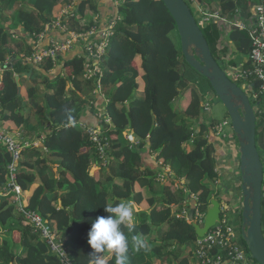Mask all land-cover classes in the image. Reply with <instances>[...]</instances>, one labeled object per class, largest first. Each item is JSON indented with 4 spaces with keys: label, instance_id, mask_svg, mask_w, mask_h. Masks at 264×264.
I'll list each match as a JSON object with an SVG mask.
<instances>
[{
    "label": "trees",
    "instance_id": "trees-1",
    "mask_svg": "<svg viewBox=\"0 0 264 264\" xmlns=\"http://www.w3.org/2000/svg\"><path fill=\"white\" fill-rule=\"evenodd\" d=\"M70 1L32 0V5H27L21 0L16 18L24 33L15 38L0 26V64L17 57L3 72L2 118L12 119L23 130L22 137L35 135L37 139L48 122L47 113L50 114L51 129L44 132L42 147L23 149L17 163V182L21 188L27 190L36 185L25 209L37 212L51 225L73 264H90V261L115 264L111 250L89 256L93 250L88 244V232L92 221L108 215L105 206L129 202L144 208L134 213V229L135 233L144 234L148 247L137 252L130 243L128 264H193L198 238L184 212L195 204L196 218L195 212L204 215L212 199L220 203L225 200L215 191L214 184L217 155L215 140L211 142V139L215 136V122L207 120L203 110L205 96L215 94L208 80L185 62L175 22L160 0H123L116 8L109 53L100 62L99 81L104 99L96 92L97 77L85 78L82 54L71 59L62 56L57 62L45 60L37 66L26 64L24 57L32 53L45 26L52 23L56 7ZM79 1L71 17L62 18L67 30L73 33L87 31L92 26L89 17L98 12V0ZM184 1L195 17V3L217 10L229 20L246 22L251 16V0ZM14 2L0 0L4 7ZM86 12L90 13L88 19ZM200 29L223 70L235 66L229 59L230 46L237 57L248 58L251 42L245 31L228 29L221 22L205 23ZM244 65L247 67L249 63ZM58 66L64 70V77L52 74ZM22 71L31 74L29 79H23L29 84L26 97L15 80ZM40 86L44 87L43 93ZM245 86L256 93L258 83L251 80ZM185 93H189V103L185 110H179L176 102ZM99 100L103 103L100 107ZM254 100L259 105L256 147L264 164V117L260 112L264 99ZM86 110L95 120L87 125L101 127V134L109 138L104 159H100L91 137L76 127L75 122H84ZM106 118L109 124L105 123ZM126 135L134 138L133 144ZM146 147L156 155L157 162H162L159 168L145 167ZM53 159L62 166L57 177L51 166ZM11 161L10 154L0 145V193L6 186V168ZM236 161L238 170L237 150ZM94 166L98 170L91 174ZM162 166L171 173L164 183L158 179ZM231 179L223 183L238 187L235 191L242 198L239 170ZM173 184L177 185L174 189ZM225 202L232 207L237 205L235 196ZM241 209L231 213L239 242L251 260L240 236ZM0 227L5 231L0 233V264H59L24 216L17 213L11 194L0 201ZM122 230L130 240L134 233H128L127 226H122ZM15 231L20 234L19 242H13ZM262 232L264 235V197ZM221 256L228 259L225 252Z\"/></svg>",
    "mask_w": 264,
    "mask_h": 264
},
{
    "label": "built area",
    "instance_id": "built-area-1",
    "mask_svg": "<svg viewBox=\"0 0 264 264\" xmlns=\"http://www.w3.org/2000/svg\"><path fill=\"white\" fill-rule=\"evenodd\" d=\"M71 1L72 4L65 7L59 14V17L49 24L51 27L58 29L61 33L67 34L68 37L64 41H55L43 48L39 47V42L37 41L32 53L27 57H24V62L31 66H37L45 60L57 62L59 57L71 52L78 46L81 50L80 54L85 57V78L90 79L97 77L98 83L99 79L102 77L100 62L103 57L109 53V46L114 33V20L117 19V17L115 15L116 18L108 23H101L100 19L95 15L93 16L94 19L92 20V26L87 31L81 33L70 32L67 30L68 26L63 23L62 18L71 17L73 0ZM122 1L123 0H117L119 3ZM252 1L253 6H251V16L246 22L242 19L229 20L226 17L221 16L217 10L212 11L202 5L199 6L196 3L193 4L195 5L197 14L195 18L200 26L209 22H221L228 29L234 27L239 31H245L248 34L251 42L249 56L246 58L243 65L235 68L230 66L231 68L229 67L230 69L227 71L228 77H230L233 82L242 81L248 83L249 81L254 80L258 83V88L256 93H252L253 98L257 99L258 97H262L264 99V0ZM8 63L5 62L3 65L0 64V90L2 88L4 68ZM247 63H249V65L246 67L244 64ZM96 92L97 95L104 99L100 81L97 85ZM209 107L208 96H205L203 110L207 112ZM260 112L262 113V111ZM105 123L109 124L110 120L106 118ZM75 124L76 127L82 129L91 137L92 142L97 145L100 159H104V150L109 146V138L101 134V127H90L83 122H75ZM224 127H230L229 120L222 125L220 124L219 129H223ZM125 138L131 144L135 141L132 136L126 135ZM38 140L42 143L44 138L40 136ZM35 144V140L30 141L18 138L7 131L3 123L2 107L0 104V145L10 154L12 159L11 163L6 168L7 183L3 191L0 193V196L6 197L10 194L12 195L17 213L24 216L25 221L39 235V238L46 243L50 252L56 256L59 264H73L67 249L63 242L59 240L56 231L52 229L51 225L48 224L37 212L25 209L23 202L24 190L17 182V163L21 157V151L25 148L34 147ZM217 176L220 175L217 173ZM158 179L162 180L163 178L160 175ZM214 184L215 186L219 184L218 179L215 180ZM237 195L238 192L235 191V203H237L236 206H233L235 208L229 206L225 200L222 201V203H220V221L216 223L203 238H198L195 241L194 255L196 261L200 264H244L249 262V258L239 242V235L234 224L235 219L231 213L235 209L239 210L242 208V198L238 196L237 199ZM184 214L187 220L189 211L184 212ZM204 215L195 212L196 218H194L193 215V219L194 221L196 219L199 220L198 222L201 224ZM195 222L197 223V221ZM223 252L226 253L228 259H222L221 255Z\"/></svg>",
    "mask_w": 264,
    "mask_h": 264
},
{
    "label": "water",
    "instance_id": "water-1",
    "mask_svg": "<svg viewBox=\"0 0 264 264\" xmlns=\"http://www.w3.org/2000/svg\"><path fill=\"white\" fill-rule=\"evenodd\" d=\"M160 1L175 22L185 62L208 80L215 96L227 112L231 130L237 140L242 197L240 236L250 259L256 264H264V235L262 232L264 164L256 147L257 117L246 93L249 87L242 88L233 82L226 71L215 61L198 21L184 0ZM251 6H253L252 0ZM14 58L17 57H12L9 65ZM29 75L30 72L26 74V76ZM15 80L18 83L19 78L16 77ZM194 210L195 204H192L188 220L192 223L197 238H203L220 221V202L215 199L211 200L201 224L193 222ZM244 264H249V262Z\"/></svg>",
    "mask_w": 264,
    "mask_h": 264
},
{
    "label": "crops",
    "instance_id": "crops-1",
    "mask_svg": "<svg viewBox=\"0 0 264 264\" xmlns=\"http://www.w3.org/2000/svg\"><path fill=\"white\" fill-rule=\"evenodd\" d=\"M31 1L32 0H25L27 5H32ZM20 2H21V0H16V2H14L11 6H6V7H4V4L0 3V26H3L5 29L9 30L10 33L13 34V37H15V38H18V36H20V34L24 33V28L21 26V24L19 22H17V18H16V11L20 7V4H21ZM116 2H117V0H98V2H97L98 12L95 15H97V17L100 19L101 22L108 23L109 21H111L113 19L114 15L116 13V8H117ZM70 4H72V1H70V3H68L67 5H63L61 7L57 6L56 7L57 9L55 11V15L53 16V21H55L59 17V14L61 13V11ZM78 4H79V0L78 1L73 0V7L71 9V12H74V10H76V8L78 7ZM89 15H90V13L86 12V19H88ZM93 19H94L93 16L89 17L90 21H92ZM17 34H18V36H17ZM67 37H68L67 34H63L58 29L48 25V26H45L44 32L38 37L37 41L39 42V47L43 48V47H47L52 42L64 41ZM230 48H231V51H230L231 54L229 56V59L230 60L232 59V62H234V65H235V66L231 65V67L235 68V67H238L240 65H243V63L246 61V58L245 57H237L235 50L231 46H230ZM80 53H81V50L77 46L74 49V51L72 50L71 52L63 55V57L65 56V57H69L71 59V58H73V55H75V54L79 55ZM60 67L61 66H58L55 69L54 73H52V74H54V75L60 74L62 77H64V70H62V68H60ZM24 72L22 71L21 74L17 75V77L19 78L18 84L21 87V89L23 90V91H21V93L23 94L24 97H26V91L25 90L29 87V84H28V82L24 81L23 79L24 78L29 79L31 74L29 76H26V74L29 72H25V73ZM39 89H40V93H43L44 87L40 86ZM184 97H185L184 99H182L183 97L181 98V103L179 102V104H178V102H176V105H177L179 110H185V108L187 107V105L189 103V97L187 96V94H185ZM100 101L101 100H99V102ZM101 102L98 103V105H97L98 107L102 106L103 103H101ZM29 103H31V102H29ZM180 104H181V106H180ZM262 110L264 113V108ZM86 112H87L86 116H85V118H83V121L85 122V124H87V122H95L94 118L89 117L90 116L89 111L86 110ZM49 115L50 114L47 113L46 119L48 122H46L44 127H43L44 132L50 131V129H51V125H50V121H49V118H50ZM2 119H3V123H4L5 128L7 129V131L10 134L14 135L15 137L22 138L25 140H30V141L35 140L36 144L34 145V147L35 148H41L42 147L43 142L41 143L38 140V138L34 139L35 135H33V137H30V138L22 137L23 130L21 128H17L15 126V124L13 123L12 119H10L8 116H6ZM34 122H36L35 118H34ZM44 132L40 135L43 138H44ZM214 140H215L214 146L216 148L215 153L217 155V160L219 161V162H217L216 167H220L222 170L224 168L225 164H222L221 160L226 158V154H227V156L228 155L233 156V154H231L232 152L229 150L228 147L225 146L226 142H222L216 135L214 136V138L211 139V142H213ZM147 148L148 147L144 148V150H143L144 151L143 161H144L145 167H149L151 169L159 168L160 164L162 162L161 161L157 162L155 159L156 155L151 154ZM51 166H52L53 172L55 173V176L56 177L59 176L60 175L59 169L62 167L60 161L53 159ZM63 166H64V163H63ZM93 168L97 172L98 168L96 166H94ZM215 171H216V175H217L218 172H217L216 168H215ZM161 174H162L161 176L163 178L162 180L167 179V176L169 177L171 175L169 168L166 166H162V173ZM220 177L221 176H218L217 178H219V180H220ZM162 180H160V181H162ZM164 181L162 183H164ZM219 185H221V182ZM219 185H217V186H219ZM176 186H177L176 184H173V185H171V188L174 189V188H176ZM35 188H36V185H33L29 189L24 190L23 202H24L25 206L27 205L28 199L30 198V196H31V194ZM224 191H226V189ZM230 191H231V195H229L228 198H230L231 196H234V194H235V190L232 189V187H231ZM226 192L229 193V190ZM0 198H1L0 200H3L4 197L0 196ZM223 198L226 199L224 193H223ZM132 207H133L134 213L138 212V210L141 211L144 209V208H139L136 205H134V206L132 205ZM2 232L5 233V231H3L2 228H0V233H2ZM13 234L15 237H17V238H15L16 240L20 237L19 232L15 231V232H13ZM194 262H195V259H193V264H194Z\"/></svg>",
    "mask_w": 264,
    "mask_h": 264
},
{
    "label": "clouds",
    "instance_id": "clouds-1",
    "mask_svg": "<svg viewBox=\"0 0 264 264\" xmlns=\"http://www.w3.org/2000/svg\"><path fill=\"white\" fill-rule=\"evenodd\" d=\"M104 211L108 213L107 216H99L91 223L88 244L93 251L89 256L96 257L98 253L111 250L115 264H128L130 243L137 252L148 247L144 234L135 233L133 207L129 202H121L115 206H105ZM122 226H127L128 233H134L130 240ZM90 264L93 262L90 261Z\"/></svg>",
    "mask_w": 264,
    "mask_h": 264
},
{
    "label": "rangeland",
    "instance_id": "rangeland-1",
    "mask_svg": "<svg viewBox=\"0 0 264 264\" xmlns=\"http://www.w3.org/2000/svg\"><path fill=\"white\" fill-rule=\"evenodd\" d=\"M122 3H123V1L121 3L116 2V7L120 6ZM191 12H193L192 9H191ZM101 23H103V22H101ZM235 53H236V51H235ZM229 56H230V54H229ZM225 71L227 72L228 69H226ZM227 75H228V72H227ZM235 83L238 84L242 88L245 86V83L242 82V81H236ZM246 93H247V96L250 98V103H251L252 107L255 109L256 113H258L259 109L257 108L256 102H255V100H254V98L252 96V93L249 90L246 91ZM185 94H187V96L189 97V93H185ZM185 94H184V96H185ZM184 96H183L182 99L185 98ZM208 99H209L210 107H209V110L206 112L207 113L206 114V119L209 120V121L213 120L215 122V124L213 126L214 134L222 142H226L225 146L228 147L229 150L232 152L231 154H233V156L228 155L227 158H224V159L221 160V163L225 164V166H224V168L222 170H221L220 167H216V170H217L218 174L221 176L220 180H219V178H217L218 181H219V184L221 182V185L218 184L219 186H217V187L215 186L216 187L215 191H220V197L222 199H224L223 198V193H224L225 194V198H226L225 200H229L228 197L231 194V192L227 193L226 191H228V190L230 191L231 190V185L232 184L230 182H226V184H225V183H223V180H225V181L226 180L227 181L231 180L232 181L231 177L233 176L234 173L238 172L237 164H236V162H237L236 161L237 140H236V137H235V135L233 134V132L231 130V127H224L223 129L222 128L219 129L220 124L222 125L224 122L229 120L227 112H226L225 108L223 107V105L213 95L208 96ZM177 102H178V104H179V102L181 103V99L177 100ZM180 106H181V104H180ZM263 108H264V106H263ZM261 111H262V115L264 117L263 110H261ZM262 135L264 137V127H263ZM217 162H219V161L217 160ZM90 173L91 174H96V171H95V169L93 167L91 168ZM236 188H238V187H235V186L232 187V189H234V190ZM225 189H226V191H224ZM263 195H264V185H263ZM237 199H238V195H237ZM0 201H2V200H0ZM233 218L235 219L234 216H233ZM187 221L189 222L188 218H187ZM195 221H199V220L196 219ZM195 221H193V222H195ZM189 223H191V222H189ZM15 238H17V237H15L14 234H13L12 235L13 242H19V238L20 237L17 240ZM194 253H195V251H194ZM194 263L195 264H200L198 261H196ZM155 264H160V263L156 262ZM249 264H256V263L254 261H252V260H249Z\"/></svg>",
    "mask_w": 264,
    "mask_h": 264
}]
</instances>
